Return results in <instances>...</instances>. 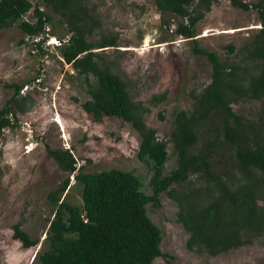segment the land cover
<instances>
[{"label": "trees", "instance_id": "1", "mask_svg": "<svg viewBox=\"0 0 264 264\" xmlns=\"http://www.w3.org/2000/svg\"><path fill=\"white\" fill-rule=\"evenodd\" d=\"M229 1L242 9L253 7L260 23L240 46L239 60L232 61L198 43L197 23L213 0H154L159 12L171 15L167 22L175 25L173 30L191 39L194 53L211 63L210 80L191 90V109L174 111L173 128L165 139L147 124L144 114L149 108L131 99L123 77L95 50L116 46L117 37H87L84 0H0V29L16 22L24 35L55 34L47 28L53 15L67 25V40L57 48L63 61L84 76L89 97L83 109L96 120L109 115L131 122L141 138L137 155L151 162V192H146L140 174L132 169L85 170L68 147L48 145L47 153L68 174L47 194L55 209L42 241L45 247L36 254L38 264H154L156 256L166 253L160 249L161 228L146 204L158 205L162 192L177 202V220L188 232L191 250L216 255L264 234V117L247 119L232 106L234 101L264 99V0ZM31 9V18L25 17ZM43 41L40 37L35 44L45 52ZM20 87L0 107V134L14 124L11 102ZM168 142L176 160L166 171ZM71 173L81 186L80 202L63 196ZM13 229L25 247L39 241L19 222Z\"/></svg>", "mask_w": 264, "mask_h": 264}, {"label": "rangeland", "instance_id": "2", "mask_svg": "<svg viewBox=\"0 0 264 264\" xmlns=\"http://www.w3.org/2000/svg\"><path fill=\"white\" fill-rule=\"evenodd\" d=\"M84 4L85 24L90 28L87 37H117L116 46L95 50L123 77L131 99L149 108L144 114L147 124L156 128L160 138L168 139L174 111L191 109V90L210 80V61L194 53V42L173 30L175 25L167 22L171 15L159 12L154 0H84ZM41 7L51 13L44 4ZM31 16L32 9L25 17ZM259 26L253 7L242 9L229 0H213L197 23L196 36L199 45L215 50L222 60H239L240 46ZM47 28L68 36L67 25L57 15ZM55 34L24 35L16 22L0 29V107L21 86L17 100L11 102L14 124L0 134V264H38L36 254L45 247L42 241L55 209L47 194L68 174L47 153L48 145L68 147L77 166L85 170L132 169L140 174L142 188L151 192V162L137 155L139 133L119 116L96 120L83 109L82 102L89 97L86 81L63 61L53 43L58 40ZM43 36L45 52L35 44ZM231 44L234 51L229 49ZM232 106L247 119L264 117V99L234 101ZM167 149L165 170L169 171L176 155L171 142ZM73 173L63 196L80 202L81 186ZM260 202L264 204V199ZM146 206L161 228L160 249L166 253L156 256L154 264H264V234L216 255L199 253L187 247L188 232L177 220V202L167 192L160 194L158 205L148 202ZM17 222L39 241L23 246L13 234Z\"/></svg>", "mask_w": 264, "mask_h": 264}, {"label": "built area", "instance_id": "3", "mask_svg": "<svg viewBox=\"0 0 264 264\" xmlns=\"http://www.w3.org/2000/svg\"><path fill=\"white\" fill-rule=\"evenodd\" d=\"M67 40V37H64V38H58V40H54L55 42L57 43H62L63 41Z\"/></svg>", "mask_w": 264, "mask_h": 264}, {"label": "clouds", "instance_id": "4", "mask_svg": "<svg viewBox=\"0 0 264 264\" xmlns=\"http://www.w3.org/2000/svg\"><path fill=\"white\" fill-rule=\"evenodd\" d=\"M48 33H46V35H47ZM44 37V40H47V38L45 37V36H43ZM52 38V37H51ZM53 43H55V44H57L56 46H58L60 43H57V42H53Z\"/></svg>", "mask_w": 264, "mask_h": 264}, {"label": "water", "instance_id": "5", "mask_svg": "<svg viewBox=\"0 0 264 264\" xmlns=\"http://www.w3.org/2000/svg\"><path fill=\"white\" fill-rule=\"evenodd\" d=\"M48 225H49V224H48ZM45 235H46V232H45ZM45 235H44V236H45Z\"/></svg>", "mask_w": 264, "mask_h": 264}]
</instances>
